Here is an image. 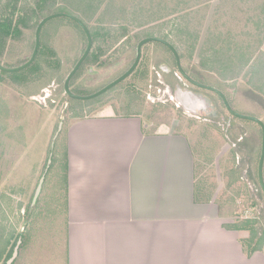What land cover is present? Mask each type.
Wrapping results in <instances>:
<instances>
[{
	"label": "crops",
	"instance_id": "1",
	"mask_svg": "<svg viewBox=\"0 0 264 264\" xmlns=\"http://www.w3.org/2000/svg\"><path fill=\"white\" fill-rule=\"evenodd\" d=\"M210 5L205 33L194 30L189 39L199 65L183 66L230 95L236 110L239 97L231 92L245 87L260 99L243 97L250 112L237 111L264 121V97L258 96L264 92L256 88L263 82L264 0H194L195 19H189L204 26ZM153 125L109 106L69 128L67 242L62 255H53L56 264H264V246L248 256L241 238L250 232L228 226L236 205L219 201L222 178L220 186L208 187L204 172L199 183L186 132Z\"/></svg>",
	"mask_w": 264,
	"mask_h": 264
},
{
	"label": "rangeland",
	"instance_id": "2",
	"mask_svg": "<svg viewBox=\"0 0 264 264\" xmlns=\"http://www.w3.org/2000/svg\"><path fill=\"white\" fill-rule=\"evenodd\" d=\"M200 9L201 16L198 17L203 15L202 8ZM213 9L214 5H210L204 26L202 21H191L192 18L195 19V10L187 12L184 10V12L168 16L166 14V17L162 16L163 18L143 28L127 25L128 22H124L129 29L128 38L116 42L108 52L109 61L105 64L88 65L73 87L80 92L91 94L122 75L136 59L137 46L140 42H137L138 37L141 40L151 36L163 37L179 45L185 57L182 61L183 65L190 68L199 65V58L194 55L196 51L193 54L189 46L192 40L190 36L194 30L200 31L201 35L205 33L211 17L210 10ZM98 14L96 19L101 17L100 12ZM152 17L161 16H158L156 12L151 14ZM49 32L46 44L50 45L61 59L59 72H48L45 78L23 86L9 79L0 80V203L10 214V223L17 225V231H23L26 222H29L23 215L29 204L31 212L43 196L45 189L47 190L45 193L50 194L48 190H52V193V188H58L53 179L46 182L49 173L47 172L40 197L34 206L31 205L50 155L54 154L57 141L58 150L62 153L63 145L67 147L68 130L75 122L97 113L99 109L111 106L115 113L140 114L144 122L154 124L155 128L166 124L173 130L186 132L191 139L195 158H197L199 178L201 179V174L206 172L205 181L208 187L215 185L217 187L220 186L221 177L223 186L222 189H218L217 195L220 197L219 201H224L230 206L236 205V208H233V223H237L236 217L257 218L258 227L261 230L258 234L261 236L263 233L261 228L264 227V194L258 181V165L262 138L261 130L256 123L235 118L227 110L218 94L209 90L206 93L199 91L184 80L178 72L170 51L155 41L143 47L141 65L134 75L126 78L101 97L90 99V101L79 100L80 102L73 100L74 98L70 99L65 92L64 83L86 49L84 35L80 28L68 19L58 21ZM187 37L190 40L187 41ZM34 41L35 34L30 32L26 43L17 44L18 51L11 55V58H24L30 53L32 56ZM217 57L221 59L222 64L225 65V61L228 64V56H225V53ZM186 66L183 67L186 69ZM162 67L170 68L174 77L172 74L164 75ZM146 71L147 77L144 76ZM158 79L167 82V85H159ZM177 81L185 89L205 94L209 102L208 108L200 110L192 107L185 108L181 105L176 99ZM182 81L186 85H183ZM237 84L240 89L241 80H238ZM232 89L235 90L236 87L233 86ZM245 89L244 87L241 92L235 94L231 92V96L239 97L235 102L238 106L237 110L249 113L251 106L248 107L245 103L248 97H255V100L260 98L246 94ZM251 102L253 103L252 100ZM201 111H204V114ZM61 121H63V128L55 141V147L52 148V142ZM203 181L199 183L203 184ZM50 197L52 200L53 194H50ZM42 200L46 201L44 198ZM235 211H241L243 215L237 216ZM61 217L63 216H58V218ZM39 222L33 228L31 245L28 244L27 248L21 250L14 264H56L53 255L59 250L57 248L59 241L65 239L64 224L59 230L58 227L61 224L53 222L52 217L51 220L46 218L43 224L40 220ZM40 224L43 225V229ZM57 228L59 231L54 233L53 231ZM60 237L63 239L61 240ZM40 245L45 248L46 254H44L47 260L42 258L43 249Z\"/></svg>",
	"mask_w": 264,
	"mask_h": 264
},
{
	"label": "trees",
	"instance_id": "3",
	"mask_svg": "<svg viewBox=\"0 0 264 264\" xmlns=\"http://www.w3.org/2000/svg\"><path fill=\"white\" fill-rule=\"evenodd\" d=\"M193 1L194 0H122L121 2L117 0H0V63L11 67L25 63L31 56V53L24 58H11V55L18 51L17 44L26 43L28 34L30 32L35 34L37 25L44 17L57 11L71 13L79 17L89 28L93 37V48L80 69L71 79L70 87L72 91L77 94H89L78 91L77 88L73 87L74 83L88 65H103L109 61L107 54L115 46L116 42L118 43L123 39L128 38L129 29L128 26L124 25V22H128L127 25H134L139 28L147 27L153 22L158 21V19L163 18L162 16L166 17L174 13L178 14L179 12H184V10L187 12L190 8V2ZM99 12L101 17L96 19ZM156 12L157 15L161 17L151 18V14ZM64 19H68L80 28L84 35L85 48L88 39L84 29L79 23L69 17L54 18L44 26L41 32V45L35 61L29 67L21 71L5 72L0 70V80L9 79L13 83L23 86L45 78L48 75V72H59L62 64L61 59L59 58L58 53L50 47V45L46 44V41L49 38V30H51L54 25H57L58 21ZM104 24H108L109 26ZM136 39L137 42L141 40L140 37ZM186 40H189L188 37ZM157 43L166 47V49L170 51L176 64L172 51L163 43ZM173 45L180 53L179 45L174 43ZM34 46L35 41L32 43V50L34 49ZM135 46H137V44ZM181 54L183 55V53H180L182 58ZM140 65L141 63H139L130 76L134 75L137 70H139ZM259 74L258 78L260 81L263 80V82L261 85H256V88H258L260 92H264V71H260ZM144 76L147 77V71ZM226 96L231 103L229 98L230 95L226 94ZM258 96L264 97L263 94L260 93ZM69 98L72 99L71 97ZM73 100L80 102V99ZM245 121L255 123L251 120ZM257 126L261 130L262 138V129L259 124H257ZM68 158V148L64 144L62 153H60L57 141L53 154V161L49 168L46 182L53 179L54 183L58 185V188H52V193V190H48L50 194H53L52 200L50 194L45 193L47 191L45 189L42 193L43 196H41L37 205L33 208L34 210L31 212L29 210V204L25 213H23V215H25V217H23L29 221L26 222L23 231H17V225L10 223V214L5 211L6 209L0 203V264H7L6 262L8 258L12 256L14 248L20 238L22 239V243L20 245L19 253L23 248H27L28 244L31 245V239L33 236L32 231L35 225H38L39 220L41 221V224H43V221L46 220V218L51 220L52 217L53 222L61 224V226L58 227L59 230L63 224L64 229L67 226L68 219L65 214V207L68 204ZM43 198L46 199V201H43ZM247 207L248 206H246V208ZM245 209L242 211L243 213ZM242 212L235 211V215L241 216ZM59 215L63 217L58 218ZM236 218L238 220L237 223L228 224V226L229 228L236 230H249V236L241 238L247 255L250 256L255 251L262 250L264 246V232L261 236L258 234V231H261L260 227H258V219L253 217L248 219L242 217ZM37 219L39 220L37 221ZM41 224L40 226H42L43 229V225ZM58 228L53 232H58ZM60 238L61 240L63 239V237ZM66 239L65 236L64 240H57L59 241L57 248H59V251L61 250L59 253L61 255L63 254V246L65 242H67Z\"/></svg>",
	"mask_w": 264,
	"mask_h": 264
},
{
	"label": "water",
	"instance_id": "4",
	"mask_svg": "<svg viewBox=\"0 0 264 264\" xmlns=\"http://www.w3.org/2000/svg\"><path fill=\"white\" fill-rule=\"evenodd\" d=\"M57 17H69V18L75 20L84 29V31L87 35V39H88L87 46H86L84 53L79 58V60L75 64L74 68L68 74V76L65 80L64 89H65V92L68 96H70L71 98H74V99L90 100V99H93V98H96V97L103 95L104 93H106L111 88H113L116 85L123 82L126 78H128L135 71V69L137 68V66L139 65V63L141 61V58L143 55L144 45L148 44L149 42H154V41L155 42H161L164 45H166L174 54L176 64H177V69L184 79H186L190 84H192L194 86H197L199 88L206 89V90L214 92L215 94H218L221 97V99L223 100L227 110L233 116L240 118V119H244V120L254 121L255 123H257L261 126V128H262V149H261V156H260L259 165H258V181L260 183L261 189H262L263 194H264V121L259 117L249 115V114H244V113L237 111L236 109L233 108V106L229 102L226 94L222 90H220L219 88H217L215 86L201 83V82L197 81L196 79H194L191 75H189L183 67L182 59H181L180 53L177 50V48L169 40H167L163 37L151 36V37L143 38L138 43L136 59H135L133 65L127 71H125L118 78H116L115 80H113L112 82L105 85L104 87H102L101 89H99L98 91H96L94 93H91L88 95L77 94V93L72 91V89L70 87V82H71V79L73 78V76L77 73V71L80 69L81 65L83 64V62L86 60V58L90 54V52L93 48V37H92V34H91L89 28L87 27V25L79 17H77L71 13H67V12H55V13H52V14L44 17L39 22L37 29H36V33H35V47H34L31 58L27 62H25L24 64L16 66V67H7V66L3 65L2 63H0V70L5 71V72H17V71H21V70H24L25 68L29 67L35 61L37 54H38V51L40 49L41 32H42L44 26L50 20L57 18ZM202 96H204V95H201V93H196L192 90L185 89L181 85L177 86L176 99L179 101V103H181V105L185 106V108L186 107L187 108L192 107L193 109H196V108L198 109V107H199L198 104H201V105L204 104V106H202L203 108L200 107L199 109L200 110L201 109L202 110L207 109L209 102L206 99V97H202ZM62 128H63V121H61L59 123L58 130H57V132L54 136L53 142H52V148L55 147V141H56L57 137L59 136ZM52 160H53V153H51V155H50L45 173L41 177L40 182L36 188L35 194H34L33 199H32V204H31L32 206H34L37 203V201L40 197V194L42 192L43 185L45 182V178H46L47 172L51 166ZM21 241H22V239L20 238L18 240L15 248H14L12 256L8 260V264H13L15 258L17 257V255L19 253V247H20Z\"/></svg>",
	"mask_w": 264,
	"mask_h": 264
},
{
	"label": "flooded vegetation",
	"instance_id": "5",
	"mask_svg": "<svg viewBox=\"0 0 264 264\" xmlns=\"http://www.w3.org/2000/svg\"><path fill=\"white\" fill-rule=\"evenodd\" d=\"M172 43V42H171ZM173 44V43H172ZM176 66H177V64H176ZM162 69V71H163V73H164V75H166V76H168L169 74H172V72H171V69L170 68H164V67H162L161 68ZM184 69H185V67H184ZM186 70V72L189 74V75H191L194 79H196L197 81H199V82H201V83H204L203 81H201L202 80V78H196V76L194 75V71H191V72H189L187 69H185ZM179 72V71H178ZM160 74V73H159ZM172 76H173V74H172ZM174 77V76H173ZM181 77H182V75H181ZM183 78V77H182ZM181 78V80H183ZM167 80V79H166ZM184 80H186V79H184ZM187 81V80H186ZM158 82H159V85H163V84H165V85H167V82H164V81H162V79H158ZM188 82V81H187ZM189 83V82H188ZM180 85V83L177 81V83H176V85ZM182 84L184 85H186V83H184L183 81H182ZM205 84V83H204ZM194 86V85H193ZM151 87H152V85H151ZM195 88L197 89V90H199V91H202V92H207L208 90H206V89H202V88H199V87H197V86H195ZM198 109L201 107V108H203L202 106H204V104H198Z\"/></svg>",
	"mask_w": 264,
	"mask_h": 264
}]
</instances>
